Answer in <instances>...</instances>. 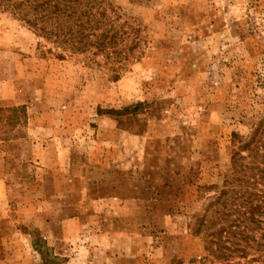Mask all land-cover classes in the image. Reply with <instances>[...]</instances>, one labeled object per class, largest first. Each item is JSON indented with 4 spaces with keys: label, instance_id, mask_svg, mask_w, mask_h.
Here are the masks:
<instances>
[{
    "label": "rangeland",
    "instance_id": "rangeland-1",
    "mask_svg": "<svg viewBox=\"0 0 264 264\" xmlns=\"http://www.w3.org/2000/svg\"><path fill=\"white\" fill-rule=\"evenodd\" d=\"M107 3L122 60L0 10V264L204 255L194 218L264 117V0Z\"/></svg>",
    "mask_w": 264,
    "mask_h": 264
},
{
    "label": "trees",
    "instance_id": "trees-1",
    "mask_svg": "<svg viewBox=\"0 0 264 264\" xmlns=\"http://www.w3.org/2000/svg\"><path fill=\"white\" fill-rule=\"evenodd\" d=\"M108 7L107 0H0V10L52 42L58 58L94 48L106 59L122 60L115 46L124 33ZM232 143L217 194L191 226L204 255L173 264H264V117L249 135L234 134Z\"/></svg>",
    "mask_w": 264,
    "mask_h": 264
}]
</instances>
